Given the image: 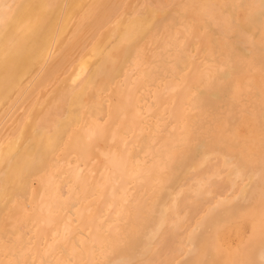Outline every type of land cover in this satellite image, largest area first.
<instances>
[{
    "label": "bare ground",
    "instance_id": "1",
    "mask_svg": "<svg viewBox=\"0 0 264 264\" xmlns=\"http://www.w3.org/2000/svg\"><path fill=\"white\" fill-rule=\"evenodd\" d=\"M150 1L152 3L150 2L140 13L129 10L132 14H129L127 20L119 23L115 21V17L121 9V5L118 4L120 1L115 3L114 0H58L55 8L50 11V0H0V119L6 114L8 116L13 110L11 115H15L19 103L31 97L34 99L36 91L43 87L47 80L54 82L56 72L64 70L66 74L70 70L72 62L65 54V45L61 39L71 28L73 21L76 30L86 26L93 36L106 25L112 24L109 34L114 39L102 49L91 52V55L94 54L91 61L80 63L81 65L68 80L56 82L54 90L47 95L45 104L35 111L33 118L26 125H22L23 121L31 117L27 111L32 108L28 107L19 121H15L11 133L12 139L0 147V197L4 195L0 200V239L5 243L0 245V264H228V251L225 250L227 247L221 248L223 245L221 246L217 240L218 229L239 215L244 206H250L258 201L263 208L261 213L264 214V150L254 151L255 153H251L247 147L235 150L240 146L239 143H243L239 135L227 140L223 135L212 137L202 132L206 124L213 125L214 121L222 120L227 125L225 132L232 133L235 115L238 114V117L242 115L238 112L241 105L236 103L240 101L239 98H236L237 95L233 98L230 96L231 83L228 82L231 78L230 71L223 70L217 59H211L213 66L203 70L200 62L197 64L192 56H186L180 58L171 68L164 63L170 62L168 59L152 62V66L155 67L152 72L156 77L154 80L145 70L142 58L138 54L141 49L139 44L147 36L159 37L164 25L172 28L174 24L172 22V25L169 24L172 19L171 13L165 10L166 7L163 8L161 2L156 6L152 0ZM247 1L250 0H241V2ZM204 2L205 5L200 6L201 13L203 11V15L207 16L211 0ZM178 3L181 4L180 1ZM255 3L258 9L246 17L247 22L244 27L242 24H237L236 27L235 24H231L235 27L237 34H234L238 39L244 30H249L251 26L257 29L264 21V0H255ZM212 8L214 10L213 6ZM197 15L199 16V13ZM216 16L218 17L216 24L212 23L210 26L220 33L226 23L223 19H219L220 15L216 14ZM231 17L230 21L234 22ZM179 18L182 19L181 16ZM193 23L195 25V22ZM254 37L257 39L258 35ZM224 38L226 39V36ZM233 38L235 37L230 40ZM66 40L65 38L64 41ZM119 40L121 44L118 43ZM242 40L241 37L240 44H243ZM260 40V45L257 43L259 46L253 45L256 46V54L252 53L255 54L253 62L258 61V65H262L260 67L262 70V67L264 69V37ZM251 42L247 43L252 44ZM242 47L240 48V45L235 47L233 52H238L243 57L247 56L249 51ZM213 55L215 56V52ZM244 58L247 60L250 57ZM66 64L69 69L65 67ZM162 78H172L171 82L165 84L164 93L182 87L180 94L178 93L179 105L170 114L173 120L171 126L173 124L174 126L167 131L168 138L164 144L158 139V134L162 132L159 127L144 122L139 90L136 89L145 87L148 81L158 83ZM161 92L162 90L155 91L153 95L156 105L159 103L158 95ZM255 92L254 95L252 94L255 98L250 102L248 100L250 105L247 104V108H252L251 115L256 119L255 123H258L257 130L264 134V100H262L264 94ZM104 102L107 103L105 117L101 118L95 113ZM194 112H197L196 115L190 118ZM7 116L6 122L10 117ZM4 122V120L0 121V129ZM124 123H129L131 126L130 136L117 130ZM190 133H193V136L189 137ZM116 137L120 140L119 146L109 147L108 152H105L104 148L101 149L103 141L113 140ZM173 148L181 149L177 156L172 155ZM95 153L104 157L100 171L96 170L98 165L92 164ZM213 155L221 156V159L229 164L231 172L228 177L231 176L234 181L240 182L237 187L225 185L224 182L222 184L217 179L216 175L219 172L216 171L218 169H214L216 159L212 158ZM145 158H148L147 163L144 162ZM102 175L105 176L103 185L88 184V181L98 182L102 179ZM208 175L212 176V186L216 189L213 197L194 200L195 192L183 193L182 187L193 178L200 176L203 180ZM33 181L36 182L34 186ZM131 181H134L135 194L131 193L133 188L129 187ZM68 185H72L71 189L74 188V192L72 190L65 192L64 189ZM153 187H156L155 192L150 195L149 192ZM94 189H101L103 192L101 196L105 198L107 210L119 208L118 215L123 214L124 217L109 219L110 221L106 223L92 216L85 222L84 210L79 205L92 197L91 191ZM229 197L231 199L228 200ZM218 202L222 204L219 206ZM175 203L181 211L188 210L189 220L196 224L197 232L191 244L184 245L185 248L190 246L191 249L184 253L183 259L178 258L175 251L181 248L172 247L174 241L171 243L172 234L168 227V222L172 218L171 207ZM204 211L205 213L202 214ZM245 212H242L243 215ZM53 214L61 217V231L58 230L54 238L47 239V233H54ZM259 215L261 217L260 212ZM9 217H12L13 222H10ZM190 221L189 224H192L193 222ZM32 222L36 223L33 227L36 228L35 236L31 235L34 236L31 237L34 242L28 243L26 238L28 232L25 230L32 232L30 230ZM257 235L260 236L257 243L254 242L251 247L247 246L242 252H233V264H264V233L260 231ZM248 238L250 239L249 236ZM29 244L31 254L36 255V260L23 262L19 254ZM229 244L228 242V246ZM16 247L22 249L14 252ZM1 253L6 254L3 255V259Z\"/></svg>",
    "mask_w": 264,
    "mask_h": 264
},
{
    "label": "rangeland",
    "instance_id": "2",
    "mask_svg": "<svg viewBox=\"0 0 264 264\" xmlns=\"http://www.w3.org/2000/svg\"><path fill=\"white\" fill-rule=\"evenodd\" d=\"M58 0H50L49 2V8L50 11H52L56 4H57ZM112 1V0H110ZM115 3H119L121 5V9H119V12L116 14L115 17V21L116 22H123L125 21V19H128L129 14L131 15L132 12L135 13H140L142 12L145 8H147L148 4L151 2L150 0H139V2H137L136 0H125V1H121V0H114ZM130 1V2H129ZM136 1V2H135ZM153 4H155L156 6H158L159 2H161L163 8L165 9L166 7V11L170 12L171 14V21L169 22L170 25L174 24V26L172 28L168 27L169 25H164L159 33V37L158 35L155 36V38L150 35L149 37H145L144 41L141 42V49L140 52L138 53L139 56L142 58V63L144 64V68L146 71H148L149 75H151V77L154 79L156 78L155 76H153L154 74H152L153 70H154V66H152V62L154 61H159L162 59H168L170 60V62L165 61L164 63L166 64V66L168 67H172L174 66L175 62H178L180 58L182 57H186V56H192L195 60V63L199 64L198 62H200V65H202V69L205 70V68L207 67H212L213 63H211V59L216 60L217 62L221 64V67H223V70L225 71H230L231 74V78L228 79V82H230V86H231V92H230V96L233 98L237 95L236 98H239L240 101H237L236 103L238 105H241L240 108L238 109V112H241L242 115L240 117H238L239 115H235L233 122H232V133H227L225 132L227 125L223 123L222 120H217L214 121L211 124H206L203 128H202V132L206 135H210L212 137H216L219 135H223L224 137H227L225 139L227 140H232V136H237L239 135V138L241 139V142H243L242 144H240V146H238L235 150H242L243 148L249 149V151L251 153H255L257 152V150H264V134L261 132H258L257 128H258V123H255L256 119L253 118V116L251 114H253V111H251L252 108L248 109L247 106L250 105V100H252V98H255L254 93L257 92H261L264 94V72H263V67L261 70V64L258 65V61H254L253 57L256 54V50L255 47L260 45V39H262V37H264V21L261 25V27H257V29H255V26H251L248 29H246V31L244 30V34H241L240 32V36L243 38L242 42L243 44H240L241 42V37L240 39H238V36H235L237 33L235 32V27L237 24H242V27H244L246 25V17L249 16L250 13L254 12L255 10L258 9V5L255 3V0H250L247 2H241V0H211V5L209 6V9H207L209 11V13L206 15H203V11L201 13L202 8L200 7L201 5H205L206 2H204V0H152ZM168 1V2H167ZM181 2V4L179 5L178 2ZM215 1V2H214ZM217 1V3H216ZM124 2V4H122ZM132 2V3H131ZM133 2L135 4H133ZM158 2V3H156ZM166 2V4H165ZM192 2V3H191ZM214 2V5H213ZM128 3V5H127ZM138 3V4H137ZM143 3V4H142ZM152 3V2H151ZM196 3V4H194ZM216 3V4H215ZM221 3H223L222 5H220ZM249 5H248V4ZM131 4V5H129ZM133 4V5H132ZM164 4V5H163ZM170 4V5H169ZM199 6H198V5ZM220 6H219V5ZM234 4V5H233ZM245 4V5H244ZM136 5V6H135ZM140 5V6H139ZM166 5V6H165ZM175 5V7H174ZM185 5V6H184ZM192 5V6H191ZM196 5V6H194ZM241 5V6H240ZM135 8H134V7ZM138 6V7H137ZM172 6V7H171ZM212 6L214 7V10L212 8ZM217 8H216V7ZM219 6V7H218ZM222 6H224V8H222ZM178 7V8H177ZM194 7V8H193ZM228 7V10H227ZM236 7V9L234 8ZM253 7V8H252ZM134 8V11H133ZM188 8V9H187ZM219 8V9H218ZM226 8V9H225ZM230 8V9H229ZM242 8V9H241ZM256 8V9H255ZM143 9V10H142ZM181 9V10H179ZM191 9V10H190ZM198 9V10H197ZM216 9V10H215ZM248 9V10H247ZM132 12H130V11ZM177 10L179 12H177ZM188 10H189V14H188ZM193 10H195L193 12ZM219 10V11H218ZM224 10V11H223ZM227 10V11H226ZM235 10V11H234ZM172 11H175L176 13H173ZM214 11V12H213ZM221 11V12H220ZM126 12V13H125ZM192 12V14H191ZM220 12V14H219ZM235 12V13H233ZM128 13V14H127ZM186 13V14H185ZM197 13H199V16L197 15ZM214 13V14H213ZM232 13V14H231ZM126 14V15H125ZM179 14V15H178ZM195 14V15H194ZM220 15L219 19H223L225 21V25H223L222 27V32L218 33L219 31H216L215 29H212V27L210 26L212 23H214V25L217 22L218 17L216 16ZM222 14V15H221ZM239 14V17H238ZM201 15V16H200ZM125 16V18H124ZM181 16V20L179 17ZM195 16V18H194ZM228 16V17H227ZM232 16V17H231ZM234 16V18H233ZM193 17V18H192ZM197 17L199 19H197ZM208 19H206V18ZM216 17V19L214 20V18ZM224 17V18H223ZM230 17L232 18L231 20H233L234 22L230 21ZM184 18V19H183ZM204 18V19H201ZM212 20H211V19ZM122 19V20H121ZM187 19V20H186ZM228 19V20H227ZM242 19V20H240ZM192 20V23H191ZM198 20V21H197ZM207 20V22H206ZM239 20V21H238ZM172 22V24H171ZM189 22V23H187ZM195 22V25L194 23ZM204 22H206L205 25ZM229 22V23H228ZM242 22V23H239ZM75 21H73L70 25L71 28H69L68 32L64 35V38H62L61 40L63 41L65 47V54H67L68 58H70V61L72 62L70 70L65 74L63 71L64 70H60L58 72H56V77L54 82L47 80L44 84L43 87H41L40 89H38L35 93V97L34 99L31 97L28 100L22 101L21 103H19V107L17 108V110H15V115L13 114V116L11 115V113H13V111H11L9 113V115L7 116L4 115L1 117L0 121L4 120V125L3 127L0 129V147H3L4 144H6L7 142H9L12 137H11V133L15 127V121H19L22 113L28 109V107H31L32 109L29 111H27V114L30 115L31 117L29 120L23 121L22 125H26L28 121H30L33 118V115L35 114V111L40 109L41 106H43L47 100V95H50L51 92L54 90L53 88L55 87V83L59 82V81H66L70 78V76L72 75L73 72H76V70L78 69V67L83 64V63H89L93 57V55H91V52H95L96 50L98 51V49H102L103 47L107 46L110 44V42L112 43L114 41V39L111 37V34H109V32H111V27L112 24H108L105 27H103V29H101L96 35H90L91 32L89 31L88 27L86 26H82L81 31L79 29H75L74 28V24ZM202 24V25H201ZM231 24H235L234 26ZM190 25V26H189ZM199 25V26H198ZM210 27H209V26ZM231 25V26H229ZM198 26V27H197ZM208 26V27H207ZM195 27V28H194ZM228 27L232 29V31H230L231 29H228ZM234 27V29H233ZM109 28V29H108ZM247 28V26L245 27ZM252 28H254L252 31ZM260 28V29H259ZM74 30L73 32H71V30ZM87 29V30H85ZM180 32H179V30ZM201 29V30H200ZM207 29V30H206ZM210 29V30H209ZM225 29V30H224ZM228 29V30H227ZM251 29V30H250ZM79 30V31H78ZM172 30V31H171ZM234 30V31H233ZM75 31H77L75 33ZM103 31V32H102ZM182 31V32H181ZM196 31V32H195ZM210 31V32H208ZM214 31V32H212ZM226 31V33H225ZM228 31V32H227ZM229 31L231 32L229 34ZM237 31V30H236ZM250 31V33H249ZM260 31V32H259ZM90 32V33H89ZM102 32V33H101ZM163 32V33H162ZM172 32V33H171ZM195 32V33H194ZM69 33V34H68ZM83 33V34H82ZM86 33V34H85ZM88 33V34H87ZM173 34V36L171 34ZM185 33V34H184ZM211 33V35H210ZM223 33V34H221ZM236 33V34H234ZM71 34V36H70ZM74 34V35H73ZM76 34V35H75ZM103 34V35H102ZM169 34V35H167ZM196 34V35H195ZM202 34V35H201ZM217 34V35H216ZM220 34V35H218ZM247 34V35H246ZM250 34V36L248 35ZM256 34L258 35L257 39H255ZM261 34V35H260ZM83 35V36H82ZM107 35V36H106ZM185 35V36H184ZM216 35V36H215ZM68 36V37H67ZM72 36L74 38H72ZM96 36V37H95ZM100 36V37H99ZM105 36V37H104ZM110 36V37H108ZM152 36V37H151ZM164 36V37H163ZM170 36V37H168ZM200 38H197V37ZM208 36V37H207ZM216 39H214L213 37ZM222 36V38H221ZM226 36V39L224 38ZM245 36V37H244ZM253 36V38H252ZM79 37V39H78ZM88 37V38H87ZM103 37V38H102ZM188 37V38H187ZM220 37V38H219ZM227 37H237L236 40L239 42H237L235 40V38H233V40H230ZM65 38L67 39L66 41ZM69 38V39H68ZM87 38V39H86ZM106 38V39H105ZM155 39V41H153V39ZM247 38V39H245ZM84 39V40H83ZM148 39V40H147ZM152 39V40H151ZM228 39V40H227ZM250 39V40H249ZM254 39V40H253ZM259 39V40H258ZM83 40V41H81ZM150 40V41H149ZM158 40V41H157ZM162 42H161V41ZM191 40V42H190ZM213 40V42L211 41ZM215 40V41H214ZM246 42H245V41ZM252 41V44H248V41ZM75 41V42H74ZM78 41V42H77ZM106 41V42H105ZM121 40L118 41V43ZM147 41H149L150 44L147 43ZM207 41V43H206ZM232 41V43H231ZM68 42V43H67ZM74 42V43H73ZM83 42V43H82ZM146 42V43H145ZM153 42V43H152ZM167 42V43H166ZM202 42V43H201ZM217 42V44H216ZM245 42V43H244ZM70 43V44H69ZM85 43V44H84ZM161 43V44H160ZM174 43V44H173ZM201 43V44H200ZM205 43V44H204ZM212 43V44H211ZM237 43V44H236ZM259 45H258V44ZM75 44V46H74ZM81 44V45H80ZM88 44V45H87ZM121 44V43H119ZM160 44V46H159ZM208 44V45H206ZM229 44V45H228ZM232 44V47H231ZM240 48H247L246 50L249 51L248 55L244 57H250L249 59L245 60V58L242 56V54H238V52H233L235 47L239 46ZM248 46H246V45ZM69 45V46H68ZM145 45V46H144ZM153 45V47H152ZM162 45V46H161ZM181 45V46H179ZM189 45V46H188ZM201 45V46H200ZM216 45V46H215ZM226 45V46H225ZM235 45V46H234ZM253 45H256L255 47ZM82 46V47H81ZM192 46V47H190ZM213 46H215L213 48ZM224 46V47H223ZM252 46V47H250ZM73 49H72V48ZM76 47V48H75ZM85 47V48H84ZM148 47V48H147ZM189 47V48H188ZM208 47V48H207ZM69 48V50H68ZM75 48V49H74ZM78 48V49H77ZM231 48V49H230ZM239 48V47H238ZM249 48V49H248ZM83 49V51H81ZM146 49V50H145ZM152 49V50H151ZM176 49V50H175ZM201 49V50H200ZM215 49V50H214ZM219 49V50H216ZM231 51H230V50ZM73 50V51H72ZM77 50V52H76ZM149 50V51H148ZM191 50V51H190ZM228 50V51H227ZM152 51V52H151ZM167 51V52H166ZM193 51V52H192ZM201 51V52H200ZM220 51V52H219ZM70 52H72L70 54ZM76 52V53H75ZM80 52V53H79ZM82 52V53H81ZM170 52V54H169ZM205 52V53H204ZM215 52V56L213 55ZM219 52V53H218ZM230 54H229V53ZM254 52V53H252ZM80 55H79V54ZM89 53V54H88ZM149 53V54H148ZM152 53V55H151ZM235 53V54H233ZM73 54H75L74 56H72ZM148 54V55H147ZM156 54V55H155ZM158 54V55H157ZM180 54V55H179ZM202 54V55H201ZM205 56H204V55ZM207 54V55H206ZM224 54V55H223ZM229 54V55H228ZM234 56H233V55ZM250 54V55H249ZM71 55V56H70ZM221 55V56H220ZM236 55V57H235ZM149 56V57H148ZM225 57L224 59L222 58ZM231 56V57H230ZM242 57L241 59L238 57ZM73 57V59H72ZM79 57V58H78ZM199 57V58H198ZM207 57V58H206ZM229 57V58H228ZM233 57V58H232ZM215 58V59H214ZM231 58V59H230ZM252 58V62L250 61V59ZM84 59V60H83ZM152 59V60H151ZM77 60V61H76ZM82 60V61H80ZM220 60V61H219ZM222 60V61H221ZM235 60V61H234ZM75 61V62H74ZM207 61V62H206ZM210 61V62H209ZM226 61V62H225ZM238 61V62H237ZM257 62V63H256ZM81 63V64H80ZM232 63V64H231ZM238 63V64H236ZM248 63V64H247ZM251 65H250V64ZM186 65H188L187 63H185ZM245 64V65H244ZM255 64V65H254ZM257 64V65H256ZM185 65V66H186ZM237 65V66H236ZM250 65V66H248ZM66 68L69 69L68 65L66 64L65 66ZM249 67V68H248ZM257 68V70H255ZM249 69V70H248ZM233 70V71H231ZM242 73H241V72ZM245 71V72H244ZM251 73H250V72ZM263 73H262V72ZM65 74V75H63ZM235 74V76H234ZM61 75V76H60ZM252 75V76H250ZM255 75V76H254ZM257 75V76H256ZM262 75V76H261ZM63 76V77H62ZM233 76V77H232ZM250 76V77H249ZM254 76V77H253ZM249 77V78H248ZM64 78V79H62ZM248 78V79H247ZM172 78H162L161 81H159L158 83H154V81H148V83L146 82L145 87H137L136 89L139 90V98L141 99V106H142V113H143V120L144 122L151 124L152 126L157 125V127H159V130L162 131L158 134V139L162 142V144H164L167 141L168 138V134L167 131H170L172 129L171 123L173 122L172 118L170 117V114L172 113L171 111L174 110L175 108H177L179 105V94L182 90V87L174 90V91H170V92H166L164 93L163 88L165 86L166 83L171 82ZM238 79V80H237ZM155 80V79H154ZM234 80V81H233ZM236 80V82H235ZM246 80V81H245ZM239 81V82H238ZM244 81V82H243ZM242 82V83H241ZM154 83V85H152ZM247 85V86H245ZM148 84V85H147ZM159 84V85H158ZM237 84V85H236ZM198 84H196V87ZM251 85V86H250ZM257 85V86H255ZM48 86V87H47ZM236 86V87H235ZM244 86V88H243ZM253 86H255L253 88ZM154 87V89H153ZM233 88V89H232ZM162 90V92L158 95V105L157 102L154 100L153 95L155 94V91H160ZM237 90V91H236ZM259 90V91H258ZM178 91V92H177ZM239 91V93H238ZM251 91V92H250ZM236 92V94H235ZM246 92V93H245ZM150 93V94H149ZM179 93V94H178ZM238 93V94H237ZM243 93V94H242ZM244 93L246 95V97L244 98ZM249 93V94H248ZM148 94V95H147ZM253 94V95H252ZM262 94V96H263ZM168 95V96H167ZM149 96V97H148ZM176 96V97H175ZM242 96V97H241ZM249 96V97H248ZM251 96V97H250ZM166 98V99H165ZM245 100H244V99ZM242 99V101H241ZM146 100V101H145ZM165 100V101H164ZM249 100V102H248ZM264 100V98L262 99ZM178 101V102H177ZM177 102V103H176ZM146 103V104H145ZM244 103V104H243ZM248 104V105H247ZM92 105V104H91ZM107 103H103L102 106L98 107L97 112L95 113V115H97L98 117L104 118L105 117V107H106ZM162 110V111H161ZM247 110V111H245ZM146 111V113H145ZM255 111V109H254ZM131 109L128 111V113L130 114ZM154 112V113H153ZM169 112V113H168ZM223 112V111H222ZM160 113V114H158ZM195 113V114H194ZM193 115L190 118H193L197 112H194ZM146 114V115H145ZM158 115V116H157ZM9 117V120L6 122L5 119ZM12 116V118H11ZM38 114H36L35 117H37ZM252 116V118H251ZM17 117V118H16ZM250 117V118H249ZM26 118V117H25ZM192 120V119H191ZM190 120V121H191ZM247 120V121H246ZM253 120V121H252ZM104 122V120H103ZM248 122V123H247ZM194 123V121H193ZM217 123V124H216ZM253 123V124H252ZM10 124V125H9ZM8 125H9V129H8ZM251 125V126H250ZM151 126V127H152ZM210 126V127H209ZM212 126V128H211ZM223 126V127H222ZM247 126V127H246ZM254 126V127H253ZM208 127V128H206ZM221 128V129H220ZM251 128V129H250ZM211 129H213L211 131ZM2 130V131H1ZM118 131H120L122 134L124 135H131V126L129 123H124V125H122L121 127H119L117 129ZM216 130V131H215ZM250 130V131H249ZM210 131V132H209ZM220 132V134H219ZM250 132V133H249ZM254 132V133H253ZM242 133V134H241ZM248 134V135H247ZM250 135V136H249ZM259 135L262 137H259ZM167 136V137H166ZM193 136V133L189 134V137ZM257 136V137H256ZM109 137V135H108ZM107 137V138H108ZM246 137V139H245ZM253 137V138H252ZM2 138V139H1ZM248 138V139H247ZM8 141H7V140ZM253 139V140H252ZM255 139V140H254ZM258 139V140H257ZM261 139V140H260ZM119 139L113 138V140L111 139H107L105 141L102 142V148H104L103 150L105 152H108L110 150L109 147H114V146H119L120 145V140ZM118 141V143H117ZM245 142V143H244ZM247 142V143H246ZM252 142V143H251ZM108 143V144H107ZM248 144V145H247ZM249 144H252L249 145ZM261 144V145H260ZM247 145V146H246ZM242 146V147H241ZM262 146V147H261ZM253 148V150H252ZM263 148V149H262ZM178 150V151H177ZM181 151L180 148H173L171 150L172 155L173 156H177V154ZM255 151V152H254ZM97 153L94 154V163H92L93 165H98V171L102 170V160H104V157L102 155H96ZM216 156V157H215ZM102 158V159H101ZM215 160V166L214 169H218L216 170L217 172H219L216 177L217 179H219V181H221L222 184L226 183L225 185L228 186H233V187H237L239 185V181H234L232 178L228 177V174L230 175V168H229V164H226L225 161L223 159H221L222 157L219 155H213L212 157ZM219 159V160H217ZM144 162H148V158H145ZM209 163V162H208ZM81 165V163H78ZM226 164V165H225ZM149 165V163L147 164ZM227 169V170H226ZM84 170V169H83ZM221 172V173H220ZM96 174H94L95 176ZM101 176V174H100ZM162 176V175H161ZM209 176V177H208ZM205 177V179H201L200 176H197L195 178H193L191 181L188 182V184H186L184 187H182V191L184 194H192L193 192L196 193V196L194 198V200H203V199H207L210 197H213L216 193V189L215 187L213 188L212 186V176L208 175ZM211 176V177H210ZM219 176V177H218ZM104 179L105 176L102 175V179H100L98 182H93V181H88L89 185H93V186H99V185H103L104 184ZM201 179V180H199ZM231 179V180H230ZM211 180V181H210ZM226 180V181H225ZM233 181V182H232ZM198 182V183H197ZM207 182V183H206ZM224 182V183H223ZM229 182V183H228ZM33 186L36 184L35 181H33ZM204 184V186H203ZM206 184V185H205ZM234 184V185H233ZM237 184V185H236ZM200 185V186H199ZM193 186V187H192ZM72 185H68L65 187V192L72 190L74 192V188H72ZM130 188H133L131 193L135 194L136 191L134 190V181L130 182L129 185ZM202 187V188H201ZM211 187V188H210ZM98 188V187H97ZM155 188L153 187V190L151 192H149L150 195H153L155 192ZM192 189V191H191ZM214 189V190H213ZM189 191V192H187ZM234 190L232 189L231 192H233ZM198 192V193H197ZM207 192V193H206ZM101 189H94L91 191V195L92 197L88 200H85L84 202H82L79 207L83 208L84 210V220L85 222H87L86 220L88 218H91L92 216L99 218L101 220V222H106L108 223V221H110L109 219H117V218H123L124 215L123 214H119L118 215V209L116 208H112V209H108L107 207H105V198L102 197L101 195ZM100 196H99V195ZM194 194V193H193ZM202 194V195H201ZM209 194V195H208ZM229 194V193H228ZM201 195V196H200ZM73 196V195H72ZM98 196V197H95ZM4 197V195H2L0 197L1 198ZM200 198V199H199ZM139 200H142L141 198H138ZM231 199V197L228 198V200ZM219 206L222 204V202H218ZM104 205V206H103ZM255 206V208H254ZM178 207V204L175 203L173 204V206L171 207L172 210V218L171 220L168 222V227H169V231L172 234V247L175 248H181L178 251L175 250L177 253V257L180 259L184 258V253H186L187 250H190L191 247L189 246V248H185L184 245H190L192 242L193 237L195 236L194 234L197 232L196 231V224L194 221H190L189 220V211L185 210L181 211L180 207ZM247 210H246V209ZM252 210H251V209ZM259 208V209H258ZM67 209V208H66ZM179 209V210H178ZM203 210H205L204 208H202ZM262 205L260 204V202H256L250 206H244L243 210L241 211V213H239V215H237L236 220L234 218H232V220H230L229 223L225 224L224 226H221L217 233V240L219 242V244L222 246L221 248L227 247L225 248L227 254H228V264H233V260L232 259L234 257L233 252H242L243 250H245V248L247 246H252L253 244L257 243L260 239V236L257 235L258 232H262L264 233V214L261 213L262 210ZM260 210V211H259ZM93 211V212H92ZM122 211V210H121ZM180 213L178 214L177 213ZM181 211V212H180ZM245 212V216L243 215L242 212ZM88 214H86V213ZM183 212V213H182ZM254 212V213H253ZM259 212L261 214V217L259 215ZM104 213V214H103ZM113 213V214H112ZM205 211L202 213L204 214ZM89 214L91 215L89 217ZM178 214V215H177ZM242 214V215H241ZM250 214V215H249ZM258 215V216H257ZM180 216V217H178ZM186 216V217H185ZM250 216V217H248ZM256 217V218H255ZM10 222H13L12 217H9ZM52 219L54 220V226L52 229H54V233H47L46 238L48 239H52L54 238V236L57 234L58 230H60V224L62 222L61 217L58 216L57 214H53L52 215ZM57 219V220H56ZM73 219V217H72ZM239 219V220H238ZM253 219V220H251ZM173 220V221H172ZM182 220V221H181ZM248 220V221H246ZM184 221V223H182ZM193 222L192 224H189V222ZM256 221V222H255ZM258 221V222H257ZM180 222V223H179ZM173 223V224H172ZM177 223V224H176ZM179 223V225H178ZM234 223V224H233ZM236 223V224H235ZM247 223V224H246ZM115 224V223H113ZM181 224V225H180ZM186 224V225H185ZM36 225L35 222H32L31 225V231L29 233V230L26 229L25 231L28 232L26 233V238L28 243H33L34 239H32L31 237H34V232L36 231V228H33ZM62 225V224H61ZM192 225V226H190ZM231 225V226H230ZM239 227H238V226ZM258 225H263L262 227H258ZM177 226V228H175ZM188 226V228H187ZM227 226V227H226ZM229 226V228H228ZM235 226V227H234ZM237 226V227H236ZM252 226V227H251ZM179 227L181 229H179ZM226 227V228H225ZM232 230H231V228ZM245 227V228H244ZM255 227V228H254ZM186 228V229H185ZM193 228V229H192ZM237 228V229H236ZM225 229V230H224ZM243 229V230H242ZM253 229V230H252ZM263 229V231H262ZM221 230V231H220ZM237 230V231H236ZM252 230V231H251ZM24 231V232H25ZM245 231V232H244ZM224 235H223V233ZM229 232V235H228ZM237 232V233H236ZM249 232V233H248ZM241 233H244L243 235ZM252 233V234H251ZM34 236H31V235ZM220 234V235H219ZM250 234V235H249ZM228 235V236H227ZM246 235V236H245ZM53 236V237H52ZM219 236V237H218ZM226 236L228 238H226ZM231 236V237H230ZM234 236V237H233ZM248 236L250 237V239L248 238ZM175 237V238H174ZM237 237V238H236ZM242 239H241V238ZM221 238V240H220ZM235 238V239H234ZM257 238V239H256ZM30 239V240H29ZM46 239V240H47ZM224 239V240H223ZM228 239V240H227ZM232 239V240H231ZM241 239V240H240ZM246 239V240H245ZM256 240V241H255ZM231 241V242H230ZM41 241H39L40 243ZM228 242L230 243L228 246ZM240 242V243H238ZM255 242V243H254ZM177 243V245H175ZM223 243V244H222ZM243 243V244H242ZM235 244V245H234ZM0 245H5V243L3 242V240L0 239ZM225 245V246H224ZM235 246V247H233ZM242 246V247H241ZM28 248V249H27ZM30 248V244L27 245L26 247H24L23 249L21 247H16L14 249V252H16V250L18 251V249H22L19 257L23 258V262H27V261H31L32 260H36V255L35 254H31L32 251L29 249ZM42 249V246L40 247ZM183 248V249H182ZM243 249V250H242ZM29 250V251H28ZM29 252V253H28ZM2 255V259H3V255H6L4 253H1ZM27 258V259H26ZM230 258V259H229ZM230 261V263H229ZM238 264H242V263H238Z\"/></svg>",
    "mask_w": 264,
    "mask_h": 264
}]
</instances>
